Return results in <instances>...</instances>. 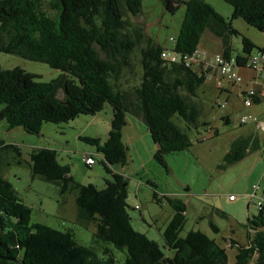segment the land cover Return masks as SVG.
I'll return each instance as SVG.
<instances>
[{"label": "trees", "instance_id": "16d2710c", "mask_svg": "<svg viewBox=\"0 0 264 264\" xmlns=\"http://www.w3.org/2000/svg\"><path fill=\"white\" fill-rule=\"evenodd\" d=\"M160 1L171 13L184 3V16L176 37H170L171 49L146 37L140 53L141 75L132 86V98L119 82L130 65L132 50L144 37V27L131 29L127 18L140 13L141 0H0V52L43 62L61 72L56 78L41 81L22 67L3 69L0 65V120L8 128L20 126L26 132L39 133L46 122L68 123L81 115L93 116L106 103L112 111L110 129L102 143L97 136H79L96 147L98 158L112 175V179H105L104 187L76 182L69 166L58 161L56 149L35 147L29 152L32 177L55 183L60 194L75 190L76 222L86 228L92 222V245L80 243L72 229L32 222V208L0 171V264H116L112 247L125 253L123 264H264V206L256 205L257 213L247 218L244 242L230 236L223 246L200 229H190L181 236L186 205L165 196L173 213L161 234L164 246L173 250L172 256H166L154 239L132 225L127 211L129 175L117 172L129 160L128 144L123 140L129 115L146 126L155 146L153 157L166 165L167 154L192 145L186 129L207 124L199 121L202 107L196 98L199 86L214 76L212 67L184 57L197 55L204 31L220 39L224 56L236 55L240 70L253 50L264 49H253L256 45L243 35L240 52L232 53L230 44L231 35H239L233 19L241 18L264 34V0H224L232 7L229 18L205 0ZM164 50L175 59L163 57ZM252 99L254 105L264 101L257 93ZM224 120L228 123V116ZM244 137L233 142L219 165L221 169L244 158L249 147ZM255 141L258 143L257 137ZM8 150L20 155L19 146L0 138V168ZM85 156L96 162L94 153ZM83 162L89 165L84 158ZM253 184H258L257 199L264 187ZM209 225L213 232L219 231L212 221Z\"/></svg>", "mask_w": 264, "mask_h": 264}, {"label": "rangeland", "instance_id": "374dc122", "mask_svg": "<svg viewBox=\"0 0 264 264\" xmlns=\"http://www.w3.org/2000/svg\"><path fill=\"white\" fill-rule=\"evenodd\" d=\"M205 1L224 17H230L232 7L224 0ZM184 12V3H180L175 12L171 13L164 9L160 0H141L140 13L137 16L128 14L131 29L144 27V37L132 50L130 65L124 69L119 82V87L132 98V86L137 84L141 75L140 53L146 37L150 36L161 46L171 49L173 42L170 37H176ZM232 26L239 32V35H231L232 53L242 50V35L253 41L256 45L253 49L264 47V34L257 28L241 18L233 19ZM198 47L210 54L220 50L222 44L210 31L205 30ZM98 51L104 57L99 47ZM0 65L3 69L22 67L37 74V79L41 81H49L61 73L46 63L32 61L13 53L0 52ZM239 73L242 78L247 74L244 69L239 70ZM224 85L230 92L217 88L214 77L209 76L199 86L196 98L202 107L199 121L207 124L200 125L197 129H186L192 145L183 151L167 154L166 165L160 164L153 157L155 146L143 122L136 127V132H124L123 138L127 140L129 157L123 168V172L129 175L127 211L133 227L154 239L166 256H172L173 250L164 246L161 233L173 213V208L165 196L178 198L186 205V221L180 231L181 236L190 229H200L223 246L230 236L244 242L247 218L257 213L256 196L251 200V185L259 183L264 167L261 159H257L256 152L225 169H221L219 165L223 162L224 155L233 147L236 138L254 133L260 136L253 123L241 124L240 118L244 114L264 117V101L247 108L239 95L238 85L232 86L227 82ZM62 94L60 91L59 97ZM217 101L223 106H218ZM97 114L99 120L92 115H81L68 123L46 122L39 133L26 132L20 126L10 129L4 120H0V138L6 143L19 146L20 152L17 155L15 151L8 150L2 156L0 171L32 208L31 221L42 222L60 230L72 229L76 239L88 246L92 245L95 228L92 222L88 228L76 222L75 190L60 194L55 183L37 176L32 177L29 152L35 147L56 149L58 161L69 166V173L76 182L104 187L105 179H112L111 173L106 171L98 158L96 147L76 136L80 132L85 136L98 134L101 143L104 141L110 129L111 106L106 103ZM225 116H228V123H225ZM91 117L96 123L85 121ZM175 121L184 127L182 121ZM87 152H93L96 156V162L91 166L83 162ZM114 166L121 168L119 164ZM152 182L155 186L150 184ZM259 194L260 191L257 196ZM230 195L233 197L230 198ZM209 221L217 225V233L212 231ZM112 250L116 264H123L125 253L113 247ZM233 252L234 249L230 250V254ZM98 254L101 255L100 250Z\"/></svg>", "mask_w": 264, "mask_h": 264}, {"label": "built area", "instance_id": "2783aa9c", "mask_svg": "<svg viewBox=\"0 0 264 264\" xmlns=\"http://www.w3.org/2000/svg\"><path fill=\"white\" fill-rule=\"evenodd\" d=\"M162 56L175 59V56H171L168 50H164ZM184 57L195 63L203 61L204 67H212L211 73L214 74L215 85L219 88H224L223 81L232 83L250 82V86L240 92V97L245 107H252L254 105L252 95L255 93H257L260 98L264 99V49L253 50V52L247 56L243 68L247 73H251L249 79L247 77H241L239 73L240 67L237 66L236 55L231 54L229 56H224L221 52L208 54L207 51L200 49L196 56ZM240 120L244 123L254 122L256 127L262 131V160L264 166V119L254 114H244L241 116ZM84 160L89 165L94 163V158L91 156H85ZM252 189L253 192L251 197L253 198L256 196L255 191L258 189V184H253ZM256 205L258 207L264 206V191L263 195L257 198Z\"/></svg>", "mask_w": 264, "mask_h": 264}, {"label": "crops", "instance_id": "0c3cea01", "mask_svg": "<svg viewBox=\"0 0 264 264\" xmlns=\"http://www.w3.org/2000/svg\"><path fill=\"white\" fill-rule=\"evenodd\" d=\"M214 35V34H213ZM215 36V35H214ZM216 37V36H215ZM216 38H218V37H216ZM219 39V38H218ZM220 40V39H219ZM221 50H222V48L220 49V50H218L217 52H221ZM251 76V73H247V74H245V77H250ZM229 85H232V86H234V85H238V87H239V92H241L242 90H244V89H247L249 86H250V82H242V83H232V82H227ZM244 83V86H242V84ZM225 89H227V92H230V90L227 88V87H224ZM239 95H240V93H239ZM247 108H250V107H247ZM98 115L99 114H95V115H93L95 118H96V120H99V118H98ZM259 117H261V118H263L264 119V117H262V116H259ZM78 117H76V119H77ZM76 119H74V121L76 120ZM85 121L88 123V121H90V123H96V121L95 120H93V117H91L90 119H85ZM141 120L140 119H138V118H135V117H133V116H131V115H129V118H128V125H126V127L124 128V130H123V135H124V132L126 131V130H129V132L132 134L133 132H136V127L138 126V125H141ZM255 127V129L258 131V132H260L259 134H260V136H258L257 134H253V135H247V136H245L244 138L245 139H247L248 140V143H247V146H249L247 149H246V153H245V156H244V158L242 159V160H244L247 156H248V154H250V153H252V152H256V157H257V159H261V161H262V166H263V160H262V149L261 148H263V144H262V141H261V135H262V131L259 129V128H257L256 126H254ZM96 134V133H95ZM83 134L80 132V133H78L76 136L79 138V136H82ZM94 136H97V137H99L100 139H101V137L98 135V134H96V135H94ZM256 137L258 138V143L255 141V139H256ZM123 140H124V138H123ZM124 141H126L127 142V140L125 139ZM253 146V147H251V146ZM93 152H87V154L88 155H90V154H92ZM241 160V161H242ZM240 162V161H239ZM95 164V163H94ZM89 166V165H88ZM117 172H119V173H123V174H125L124 172H123V168H122V171L120 170V171H117ZM259 184H260V186L261 187H264V172H262L261 173V175L259 176ZM139 188H140V186H139ZM231 198V197H230Z\"/></svg>", "mask_w": 264, "mask_h": 264}, {"label": "water", "instance_id": "95a60500", "mask_svg": "<svg viewBox=\"0 0 264 264\" xmlns=\"http://www.w3.org/2000/svg\"><path fill=\"white\" fill-rule=\"evenodd\" d=\"M70 174V173H69Z\"/></svg>", "mask_w": 264, "mask_h": 264}]
</instances>
